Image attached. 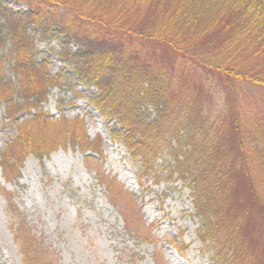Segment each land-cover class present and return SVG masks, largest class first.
I'll list each match as a JSON object with an SVG mask.
<instances>
[{"label":"rangeland","instance_id":"1","mask_svg":"<svg viewBox=\"0 0 264 264\" xmlns=\"http://www.w3.org/2000/svg\"><path fill=\"white\" fill-rule=\"evenodd\" d=\"M45 1L0 0V264H25L21 246L28 242L37 264H215L212 244L200 238L202 223L192 190L177 174L171 178L163 169L166 163L134 156L115 134V121L92 102L99 93L96 85L87 84L75 59L65 57L81 46L97 47L108 32L137 46V52L143 48L152 53L160 44L162 50L154 55L159 66L164 52L176 64L180 59L170 43L150 38L147 29L155 16L161 31L174 25L158 17L164 13L156 5L146 8L151 3L82 0L108 25L78 22L66 33L57 22L70 14L58 6L63 0H48L53 8L45 23L30 15L46 9ZM162 2L164 10L171 4ZM130 19L148 33L141 38L147 42L122 33ZM189 71L200 73L194 62ZM212 77L202 83L213 88L207 107L218 116L228 95L220 78ZM239 94L247 111H264L263 87L243 86ZM37 100L47 126L31 103ZM154 112L148 107V116ZM80 130L86 134L85 145L78 139ZM24 135L34 142L20 154ZM7 150L13 154L10 163L18 167L13 175L6 174L1 162ZM165 159L170 163L169 156ZM16 229L22 238H16Z\"/></svg>","mask_w":264,"mask_h":264},{"label":"trees","instance_id":"2","mask_svg":"<svg viewBox=\"0 0 264 264\" xmlns=\"http://www.w3.org/2000/svg\"><path fill=\"white\" fill-rule=\"evenodd\" d=\"M139 1L151 3L146 8L156 5L158 12L164 13L158 17L174 25L173 30L161 31L155 16L147 29L150 38L170 43L178 63L173 64L164 52V65L159 66L154 55L162 45L153 46L151 41L148 43L154 52L143 48L137 52L133 51L137 46L125 44L120 36L112 38L108 32L97 47L81 46L65 57L75 59L78 73L87 84L96 85L99 93L92 102L106 119L115 121V134L134 156L149 155L153 164L166 163L163 169L169 170L171 178L177 174L192 190L202 223L200 238L204 244H212L214 263L264 264V111H247L239 94L247 85L264 88V0ZM162 1L171 3L167 11ZM45 2L48 11L30 14L37 15L42 23L53 8V1ZM57 4L70 13L57 21L64 24L66 33L78 22L108 25L101 20L103 16L97 18L88 11L90 6L82 0ZM137 23V19H130L122 33L147 42L141 38L148 33L141 32ZM193 62L199 75L189 74ZM209 77L220 78L228 95V103L224 101L218 116L207 107L213 102L209 97L213 88H206L202 80ZM36 102L31 101L46 125L47 117ZM150 106L155 111L152 117L147 113ZM85 138L80 130L81 145L86 144ZM22 141L20 154L32 149L33 139L24 135ZM12 158L11 150L1 156L8 175L18 168L10 163ZM15 231L16 238H22L20 229ZM31 240L36 243L33 235ZM31 246L30 242L21 246L25 264H37L39 259Z\"/></svg>","mask_w":264,"mask_h":264}]
</instances>
